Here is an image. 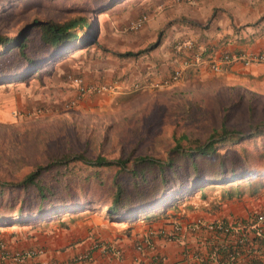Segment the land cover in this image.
Returning <instances> with one entry per match:
<instances>
[{"label":"trees","instance_id":"16d2710c","mask_svg":"<svg viewBox=\"0 0 264 264\" xmlns=\"http://www.w3.org/2000/svg\"><path fill=\"white\" fill-rule=\"evenodd\" d=\"M118 1L0 0V23H13L0 29V84L38 78L59 49L83 38L91 27L89 13ZM193 74L192 68L180 71L168 85ZM158 88L137 87L115 96L118 109L140 95L148 97L136 117L123 115L121 125L108 126L98 140L80 141L67 111L56 118L55 113L53 120L35 116L20 123L19 134H7L10 147L0 145V228L34 227L79 211L128 223L154 218L193 193L205 197L218 188L221 197L230 198L262 187L264 96L252 98L226 85V96L216 100V121L209 118L206 98L205 112L196 104L190 118L180 122ZM165 123L169 130L162 139L157 133ZM107 140L111 148L105 149ZM29 153L32 163L20 162Z\"/></svg>","mask_w":264,"mask_h":264},{"label":"crops","instance_id":"0c3cea01","mask_svg":"<svg viewBox=\"0 0 264 264\" xmlns=\"http://www.w3.org/2000/svg\"><path fill=\"white\" fill-rule=\"evenodd\" d=\"M104 14L88 44H76L56 60L53 82L64 88V96L79 95L73 82L63 81L65 73L81 76L85 83L113 84L95 96L150 89L175 69L183 73L192 68V80L215 74L264 82V62L244 63L249 55L264 53V0H120ZM141 15V24L132 28L131 22ZM176 42H190L191 48L178 49ZM126 51L132 54H122ZM260 211L264 184L255 193L230 198L221 197L217 189L205 197L193 193L151 219L116 222L79 211L34 227L0 228V238L13 248H40L42 253L28 263L50 264L87 253L90 258L80 264H150L156 255L163 257V264H226L229 259L253 264L264 261ZM198 222L199 227L189 228ZM177 223L180 230L173 228ZM209 223L227 230L210 229ZM147 231L153 247L138 253L134 243Z\"/></svg>","mask_w":264,"mask_h":264},{"label":"rangeland","instance_id":"374dc122","mask_svg":"<svg viewBox=\"0 0 264 264\" xmlns=\"http://www.w3.org/2000/svg\"><path fill=\"white\" fill-rule=\"evenodd\" d=\"M115 3L108 7H111ZM108 7L102 8L94 13H89L91 27L82 33L84 39L81 38V36H78V46L87 43V41L95 34V31L98 28L100 21L103 19V15H105L104 13ZM11 24L13 23L1 22L0 29L4 28L5 25L7 27ZM9 29L11 28H8V30ZM74 45L76 44L73 43L65 48L59 49L49 62L41 66L38 71V78L31 76L24 81L9 83L6 85L0 84V145L10 147V138H6L7 134H9V137L11 131L19 134L20 123L31 120L35 116H41L45 119L53 120V115L55 113H59L58 115H55L56 118L62 116L64 111L69 112L68 115H70L74 130L76 128L78 129V138L80 141L92 138L98 140L101 137L102 132L109 131V127H111V125L113 126L114 123H117L120 126L121 120L124 117L123 115H133L136 117L138 109L148 97H146L145 94L140 95L139 99H133L131 102H126L122 107L124 109L116 108V106H120L118 105V101L114 102V97L122 94L124 91L116 93L105 92L100 96L79 94L73 98H69L62 94L64 88L53 82V77H55L54 67L56 65V60L64 57L67 52L72 50ZM66 49L67 52H64ZM67 74H64L63 81H71V76L69 77V75L73 74ZM62 75L63 74H59L58 79L62 78ZM176 81L178 82L171 84L167 88L158 90L161 95L170 99V103L176 111L174 112L177 116L179 115L178 120L180 122H182L183 119L190 118V115L196 108V104H202L199 109L202 112H205L207 107L204 103L207 99L210 100L209 118L216 121L218 119L216 100L217 98H223L226 96V85L237 86L238 89L243 90L245 94H249L252 98L257 99L264 96V82L239 81L215 74H209L203 78H196L193 80H187L183 76H180ZM151 90V88L148 89L149 92ZM41 97L44 99H41ZM69 101H72V104ZM67 103H70V105L65 107V104ZM39 105H45L47 109L38 110ZM50 105L56 106V108L53 110ZM4 109L7 111L6 114ZM168 130L169 127L167 124H163L158 130L159 132L157 133V136L162 137L163 139L164 135L168 133ZM80 145H82V143H80ZM110 145L111 143L107 140L104 143V148H111ZM20 162L31 164V153L26 154L23 161ZM215 189H217L220 194L219 189ZM213 190L214 189L209 190L207 193L212 192Z\"/></svg>","mask_w":264,"mask_h":264},{"label":"built area","instance_id":"2783aa9c","mask_svg":"<svg viewBox=\"0 0 264 264\" xmlns=\"http://www.w3.org/2000/svg\"><path fill=\"white\" fill-rule=\"evenodd\" d=\"M144 15L139 16L137 19L131 22V27L132 28H137L141 22L144 19ZM176 48H184L190 49L191 48V43L186 42V43H181V42H176L175 44ZM241 56V55H240ZM239 55L232 56L234 58L240 57ZM230 57L228 55H223V59H229ZM249 61H257V62H264V53H253L249 55L245 60L244 63H247ZM211 69H216L217 66L215 63L210 65ZM181 69H175L173 73L170 75V77L161 79L160 81L152 83L151 87L154 86H165L168 85V78L171 79H176L177 75ZM71 76V82H73L74 86L76 87L77 92L82 95V94H88V93H99L102 91L106 90H111L113 88L112 83H85L80 76H75V75H69ZM257 219L261 220L264 222V211H260L257 213ZM201 224L200 222L193 224L190 226V229H195L196 227H199ZM206 227L210 229H215V228H220L223 230H227V227H224L222 224L218 223H209L206 225ZM174 230H180L181 225L180 224H175L173 226ZM150 231L145 232L140 238L137 239V241L134 243V249L138 252L141 253L146 249H152L153 244L150 239ZM98 247L101 249H105L106 246L103 245V243H97L96 244ZM116 252V250H115ZM42 253V250L40 248H34V247H27V248H13L9 246V244L2 238H0V264H41L37 262H32L28 263L27 259L32 258L37 256L38 254ZM90 257L88 256L87 253H80L76 257H73L70 260L66 261H52L50 264H80L83 262H86ZM150 264H163V257L162 256H153L152 261ZM226 264H234V262L229 259ZM253 264H264V261H258Z\"/></svg>","mask_w":264,"mask_h":264}]
</instances>
